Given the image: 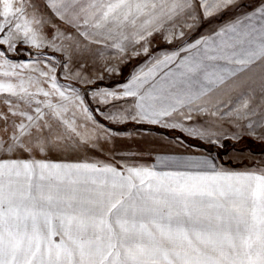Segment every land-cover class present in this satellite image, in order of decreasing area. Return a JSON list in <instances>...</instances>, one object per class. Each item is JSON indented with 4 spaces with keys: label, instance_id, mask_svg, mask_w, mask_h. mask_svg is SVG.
Wrapping results in <instances>:
<instances>
[{
    "label": "snow or ice",
    "instance_id": "snow-or-ice-1",
    "mask_svg": "<svg viewBox=\"0 0 264 264\" xmlns=\"http://www.w3.org/2000/svg\"><path fill=\"white\" fill-rule=\"evenodd\" d=\"M42 4L43 13L32 0H0V49L7 45L0 50V264H264V167L226 170L207 158H165L153 166L47 159L53 151L103 150L99 142L109 130L97 124L78 89L58 83L55 65L41 66L46 54L30 53L37 63L6 55L18 42L47 47L63 52L67 70L92 45L123 59L149 55L157 34L168 44L180 41L171 52L149 56L126 82L92 96L105 105L131 99L108 113L114 123L162 124L204 138L207 130L183 121L193 112L217 116L219 97L246 79L259 81L264 102V0ZM229 10L228 22L185 39V29ZM105 71L119 74L117 65ZM84 72L82 63L65 78L94 82ZM238 99L224 115L255 112L250 97ZM257 124L264 127V110ZM173 165L194 170H158Z\"/></svg>",
    "mask_w": 264,
    "mask_h": 264
},
{
    "label": "rangeland",
    "instance_id": "rangeland-1",
    "mask_svg": "<svg viewBox=\"0 0 264 264\" xmlns=\"http://www.w3.org/2000/svg\"><path fill=\"white\" fill-rule=\"evenodd\" d=\"M33 3L40 5V10L43 13L42 0H32ZM258 0H241L242 5L254 6ZM251 10L250 8H241V11ZM234 15L229 10L219 18H213L210 21L202 20V22L193 30L185 29L187 40H195L201 35L210 33L220 24L226 23ZM53 23L59 25L62 30L72 32L73 30L67 28L62 22L53 20ZM43 32L50 38L52 36L51 25H45ZM180 41H174L172 44L165 42L163 37L157 34L152 40L149 47V55L132 56L129 53L126 57L121 59L115 49H103L102 46L92 45V51L85 53L83 56L75 55L68 65V69L63 68L67 57L63 52L54 51L50 48L37 49L25 43L18 42L14 51H7L6 55L14 63H37L35 55L29 54L43 53L40 57L42 61L41 66L55 65L58 83L76 88L83 96L86 105L93 113L94 120L98 125H102L109 130V139L101 140L99 143L104 145V149L100 150H80V151H53L47 155V159L52 161L64 162H101L112 163L119 166V164H137L144 166L157 165L161 159H169L178 162H184L189 159H203L207 158L213 161L218 167H223L226 170L244 171L258 167H264V151L260 148L264 146V127H261L257 122L261 119V111L264 110V102L261 100V86L258 80L246 79V82L241 83L239 87L226 94H222L219 98L223 101L220 108L221 112L217 116H211L205 113L193 112L191 113V120H184L186 127H196L207 130L210 135L200 138L199 136L189 135L187 132L178 128L165 127L162 124H149L147 122H136L128 120L123 123H114L106 116L110 112H115L120 107H128L131 104V99L127 102L115 101L107 105L100 104L96 98H93L92 92L97 88H115L117 85L127 81V79L140 66H143L151 55H159L162 52H171L175 50ZM173 46L169 48L167 46ZM7 45L3 46L6 50ZM97 49L104 52L100 56ZM48 57L52 59L49 60ZM133 64L131 68H126L128 63ZM86 66L84 75L92 83H85L80 79L65 78V72L70 70L75 73L81 64ZM107 65H117L119 74H109L105 71ZM128 75L125 79L123 77ZM103 76V79H99ZM66 81H70L66 82ZM72 82V83H71ZM243 94V98L250 99V108H254L255 112L250 113L247 117H237L233 115H224V113L231 112L239 105L238 97ZM116 105V107L113 106ZM3 105H0V110H3ZM105 122L111 124H126L131 123L125 129H116ZM252 123L253 128L248 125ZM141 125H144L141 126ZM147 126V127H145ZM153 127V128H152ZM157 128L169 130L170 132H163ZM180 134L190 137L196 141L208 144L209 147H201L191 141L184 139ZM250 138L256 142V146L251 148L247 145ZM232 142L228 150L223 154L219 153L213 148H224L225 142ZM233 143L235 145H233ZM23 158H27L26 154ZM43 158V157H37ZM158 170H194L185 169L172 166L170 168Z\"/></svg>",
    "mask_w": 264,
    "mask_h": 264
},
{
    "label": "trees",
    "instance_id": "trees-1",
    "mask_svg": "<svg viewBox=\"0 0 264 264\" xmlns=\"http://www.w3.org/2000/svg\"><path fill=\"white\" fill-rule=\"evenodd\" d=\"M167 47H169V48H172L173 46H167ZM133 66V64H131L130 62L127 64V66H126V68H131ZM128 75H125L124 77H123V79H125L126 77H127ZM66 82H69L70 83V81H66ZM72 83V82H71ZM107 125H109V126H111V127H113V128H116V129H125V128H127V127H129V125H131V123H126V124H119V125H116V124H111V123H109V122H105ZM141 126H143L144 127V125H141ZM145 127H147V126H145ZM153 128V127H152ZM154 128H156V129H159V130H161V131H163V132H170L169 130H165V129H161V128H157V127H154ZM184 139H186V140H188V141H191V142H193V143H195V144H197V145H199V146H201V147H206V148H208L209 147V145L208 144H205V143H203V142H200V141H196V140H194V139H192V138H190V137H187V136H185V135H182V134H180ZM248 139V143H247V145L249 146V147H251V148H253V147H255L256 146V142H254L253 140H251L249 137L247 138ZM231 143L232 142H230V141H226L225 142V146H224V148H213V149H215L218 153H219V155H223L227 150H228V148H229V146L231 145ZM233 145H235L234 143H233ZM260 150L261 151H264V146H262L261 148H260Z\"/></svg>",
    "mask_w": 264,
    "mask_h": 264
}]
</instances>
